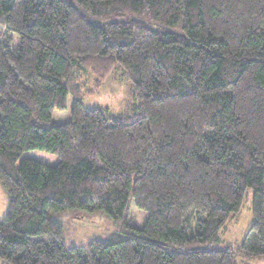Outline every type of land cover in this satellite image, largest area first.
Here are the masks:
<instances>
[{
    "label": "trees",
    "instance_id": "1",
    "mask_svg": "<svg viewBox=\"0 0 264 264\" xmlns=\"http://www.w3.org/2000/svg\"><path fill=\"white\" fill-rule=\"evenodd\" d=\"M117 65L125 112L85 108ZM0 184L8 264H234L248 189L263 255L264 0H0ZM63 212L119 231L68 247Z\"/></svg>",
    "mask_w": 264,
    "mask_h": 264
},
{
    "label": "rangeland",
    "instance_id": "2",
    "mask_svg": "<svg viewBox=\"0 0 264 264\" xmlns=\"http://www.w3.org/2000/svg\"><path fill=\"white\" fill-rule=\"evenodd\" d=\"M132 88V84L123 73V68L117 65L100 89L95 94L83 99V105L87 109L105 110L109 116L117 117L125 112L126 105L130 102ZM71 104L72 97L68 96L66 109L64 111L55 110L53 121L56 123L68 122ZM252 198V190L248 189L239 211L229 217L225 227L220 231L218 243L208 248L215 251L226 248L233 249L235 253L234 264H264V254L252 256L246 255L240 250L253 223ZM7 203V195L0 184V222L7 213ZM134 212L135 210L132 208L131 213ZM52 219L62 225L61 238L68 247H82L93 240H104L119 231L117 223L99 212L85 214L63 212L52 216ZM0 264L8 263L0 260Z\"/></svg>",
    "mask_w": 264,
    "mask_h": 264
}]
</instances>
